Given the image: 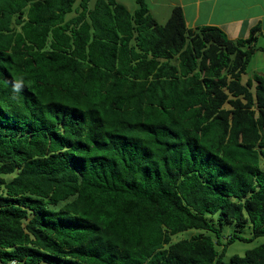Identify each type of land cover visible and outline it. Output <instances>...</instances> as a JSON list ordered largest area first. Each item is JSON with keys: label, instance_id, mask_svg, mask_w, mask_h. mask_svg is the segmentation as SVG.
Wrapping results in <instances>:
<instances>
[{"label": "trees", "instance_id": "16d2710c", "mask_svg": "<svg viewBox=\"0 0 264 264\" xmlns=\"http://www.w3.org/2000/svg\"><path fill=\"white\" fill-rule=\"evenodd\" d=\"M137 3L0 0L2 263L264 264V243L223 260L264 237L259 28Z\"/></svg>", "mask_w": 264, "mask_h": 264}, {"label": "crops", "instance_id": "0c3cea01", "mask_svg": "<svg viewBox=\"0 0 264 264\" xmlns=\"http://www.w3.org/2000/svg\"><path fill=\"white\" fill-rule=\"evenodd\" d=\"M148 5L159 22L161 18L153 6L167 9L168 17L169 11L179 5L183 8L189 27L217 25L231 39L246 38L252 28L258 27L256 46L259 44L257 48L264 50V40L261 39H264V0H149Z\"/></svg>", "mask_w": 264, "mask_h": 264}, {"label": "rangeland", "instance_id": "374dc122", "mask_svg": "<svg viewBox=\"0 0 264 264\" xmlns=\"http://www.w3.org/2000/svg\"><path fill=\"white\" fill-rule=\"evenodd\" d=\"M117 1L126 5L132 11L134 10V8H137L138 6L137 0H117ZM94 2L95 0H90L91 6L94 4ZM147 2H149V0H147ZM152 8L155 10V13H157V15L161 18L160 22H164L163 20H166L168 18L167 9L165 10L163 9V7H159V6H155V7L153 6ZM169 12L171 13V11ZM261 39L264 40L263 38ZM262 44H264V41L262 42ZM257 46L260 45L258 44ZM254 73L264 74V50L259 48H257V50L253 52L251 61L246 69V72L243 74V80L246 81L249 77H252ZM239 228L241 229V231L238 230ZM250 229L251 228L248 226H245L244 228L237 227L233 222L226 223L224 225V231H223L225 237L222 238V241L223 242L226 241L227 236L233 233H238L242 237H250L251 236ZM197 232H198L197 229H190L182 233H179L174 238L176 240L182 237H189ZM262 243H264V237H257L253 239L251 242L237 238L234 242H232L227 246L223 256V260L224 262H229L232 255L234 254L244 255L246 250L254 248ZM218 249L222 250V247L219 246Z\"/></svg>", "mask_w": 264, "mask_h": 264}, {"label": "clouds", "instance_id": "9594fccd", "mask_svg": "<svg viewBox=\"0 0 264 264\" xmlns=\"http://www.w3.org/2000/svg\"><path fill=\"white\" fill-rule=\"evenodd\" d=\"M24 83V80L22 77H17L13 81L12 91L14 94H18L22 91V84Z\"/></svg>", "mask_w": 264, "mask_h": 264}, {"label": "built area", "instance_id": "2783aa9c", "mask_svg": "<svg viewBox=\"0 0 264 264\" xmlns=\"http://www.w3.org/2000/svg\"><path fill=\"white\" fill-rule=\"evenodd\" d=\"M0 264H18L17 260L16 259H13V260H10L8 263H2L0 261Z\"/></svg>", "mask_w": 264, "mask_h": 264}]
</instances>
